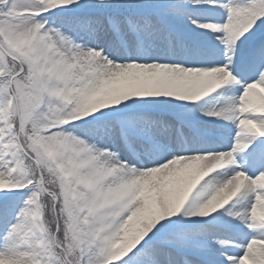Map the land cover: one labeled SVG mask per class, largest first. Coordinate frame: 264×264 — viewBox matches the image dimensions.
I'll return each mask as SVG.
<instances>
[{"label": "snow or ice", "instance_id": "6c2138e0", "mask_svg": "<svg viewBox=\"0 0 264 264\" xmlns=\"http://www.w3.org/2000/svg\"><path fill=\"white\" fill-rule=\"evenodd\" d=\"M0 264H264V0H0Z\"/></svg>", "mask_w": 264, "mask_h": 264}]
</instances>
